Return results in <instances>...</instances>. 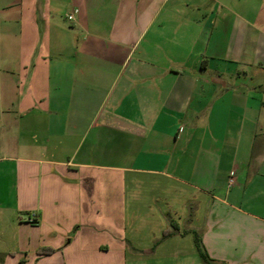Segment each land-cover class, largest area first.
<instances>
[{"label": "crops", "instance_id": "crops-1", "mask_svg": "<svg viewBox=\"0 0 264 264\" xmlns=\"http://www.w3.org/2000/svg\"><path fill=\"white\" fill-rule=\"evenodd\" d=\"M195 234L264 264V0H0V264H204Z\"/></svg>", "mask_w": 264, "mask_h": 264}, {"label": "trees", "instance_id": "trees-1", "mask_svg": "<svg viewBox=\"0 0 264 264\" xmlns=\"http://www.w3.org/2000/svg\"><path fill=\"white\" fill-rule=\"evenodd\" d=\"M172 225H173V228L175 229V223L174 222ZM169 233L170 232H166L165 235H168ZM195 245H196L198 255L204 264H215V261L211 259V257L209 256V254L205 250L200 237L197 234H195ZM47 252L49 253V251H47Z\"/></svg>", "mask_w": 264, "mask_h": 264}, {"label": "built area", "instance_id": "built-area-1", "mask_svg": "<svg viewBox=\"0 0 264 264\" xmlns=\"http://www.w3.org/2000/svg\"><path fill=\"white\" fill-rule=\"evenodd\" d=\"M74 19V17L72 15L68 16V20L72 21ZM231 183H233V181H231Z\"/></svg>", "mask_w": 264, "mask_h": 264}]
</instances>
